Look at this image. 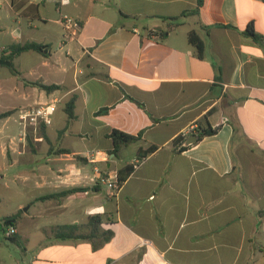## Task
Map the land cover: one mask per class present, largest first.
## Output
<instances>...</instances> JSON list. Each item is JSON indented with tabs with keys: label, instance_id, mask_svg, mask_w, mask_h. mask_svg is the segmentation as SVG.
Masks as SVG:
<instances>
[{
	"label": "crops",
	"instance_id": "crops-1",
	"mask_svg": "<svg viewBox=\"0 0 264 264\" xmlns=\"http://www.w3.org/2000/svg\"><path fill=\"white\" fill-rule=\"evenodd\" d=\"M197 2L71 0L62 12L83 28L65 41L57 0H0V60L43 47L0 65L3 180L19 198L6 218L28 264H264V0H204L168 20ZM56 101L51 124L24 129L25 108ZM205 117L212 132L185 146ZM114 130L140 139L111 154ZM149 148L113 195L102 177ZM95 215L111 241L57 238L61 226L88 234Z\"/></svg>",
	"mask_w": 264,
	"mask_h": 264
},
{
	"label": "trees",
	"instance_id": "trees-1",
	"mask_svg": "<svg viewBox=\"0 0 264 264\" xmlns=\"http://www.w3.org/2000/svg\"><path fill=\"white\" fill-rule=\"evenodd\" d=\"M204 4V0H198L197 2V8L195 10L186 12L183 14L181 17H176V18H169L168 20L171 21L175 26H179L181 24V18L186 17L189 14L191 15H198L200 13V9ZM249 34L252 35L255 39H260L261 37L257 35L254 31L253 24L250 25ZM189 41L190 43L197 49L198 56L200 58L204 57V52H205V42L201 39V37L195 32L192 31L189 34ZM10 53L7 54L4 52L1 56L2 60L9 61L10 63L14 62V59L24 52L34 50V51H42L43 47L37 43H26L24 45L21 44H14L9 47ZM1 67V66H0ZM14 67V66H13ZM13 67L11 69L13 70ZM35 86H38L39 88L45 90L48 93H52L56 90L59 89V86L52 85V86H47L41 83H34ZM74 106H75V100H71L67 105H66V112L69 116L70 119L74 117ZM12 115V111L9 112H4L0 114V119H5ZM44 128V126L42 127ZM209 130H212V127L208 121V118L205 117L202 120L199 121L198 123V129L196 130L195 134L198 136V141L202 140L205 136H207V133ZM44 132V130H43ZM216 132L213 131V134ZM113 139L114 142V149L111 151V154L118 155L120 149L125 146L129 145L130 143H134L137 140L140 139V136H134L130 134H126L124 132H121L119 130H114L111 133L110 136ZM184 142V138L182 136L178 137L175 141V145H181ZM156 148H149L148 150H139L138 154V159L143 160L146 158L150 153L154 152ZM187 149V147H181V151ZM136 168L135 165H128L125 168L121 169L118 171V179H119V184L122 186L124 182L129 178V176L133 173L134 169ZM79 190H71L68 192H63L59 193L56 195L49 196L48 198H54V197H59L62 195H65L67 193L75 192ZM46 199V198H43ZM261 215H264V212L260 213ZM9 220H6L5 223H7ZM103 223V217L101 215H95L90 217L89 222L87 224L88 228L90 229V232L88 234H80L78 233L80 227L77 225H72V226H61L58 228V234L57 238L62 239V240H67V239H89L94 242V240L98 238H102V242L106 243L112 240L114 237V233L112 230H107L103 231L101 229V225ZM94 247L97 248L98 245L96 243H93Z\"/></svg>",
	"mask_w": 264,
	"mask_h": 264
},
{
	"label": "built area",
	"instance_id": "built-area-1",
	"mask_svg": "<svg viewBox=\"0 0 264 264\" xmlns=\"http://www.w3.org/2000/svg\"><path fill=\"white\" fill-rule=\"evenodd\" d=\"M57 2L60 9V18L58 22L63 29L64 40L65 41L78 40L83 28L81 22L71 17L70 15H67L62 12V9L64 7L71 4V0H57ZM57 103L58 101L50 104H43V105L31 106L25 108L21 112V116H20L21 125L24 127L25 130H27L29 125L41 127L43 125L51 124L52 116H53L52 114L53 111L57 108ZM142 161L143 160L138 159L137 162H135L133 165L137 167L138 165L141 164ZM95 172L97 174H102L100 168H95ZM102 180L109 186L113 195H116V193L121 188L119 184L118 173H115L112 177L109 175L108 178L102 177ZM16 233L17 230L15 228L9 227L6 234L8 237H11Z\"/></svg>",
	"mask_w": 264,
	"mask_h": 264
},
{
	"label": "rangeland",
	"instance_id": "rangeland-1",
	"mask_svg": "<svg viewBox=\"0 0 264 264\" xmlns=\"http://www.w3.org/2000/svg\"><path fill=\"white\" fill-rule=\"evenodd\" d=\"M3 68L5 73L10 70L6 66ZM3 138L4 134H0V149L4 141ZM5 167L6 162L0 153V176L2 177V179H0V258L6 264H28V258L31 257V253L25 251L26 246L17 239L8 237L6 234L9 228V226L4 225L6 220H9V218H6V216L9 213H13V211L17 210V200L19 198H13L12 196L9 197L10 194L7 193L5 181L3 180V178H6L8 174ZM25 209L26 208H23L21 213H24ZM3 226L5 227L6 231L2 229Z\"/></svg>",
	"mask_w": 264,
	"mask_h": 264
},
{
	"label": "water",
	"instance_id": "water-1",
	"mask_svg": "<svg viewBox=\"0 0 264 264\" xmlns=\"http://www.w3.org/2000/svg\"><path fill=\"white\" fill-rule=\"evenodd\" d=\"M0 65H7V66H11V63L9 61H6V60H0ZM209 132L211 133L212 130H209ZM198 141V137L196 135H194L193 137H191L186 143H185V146H189L195 142ZM11 223L8 222L7 223V226H10Z\"/></svg>",
	"mask_w": 264,
	"mask_h": 264
}]
</instances>
